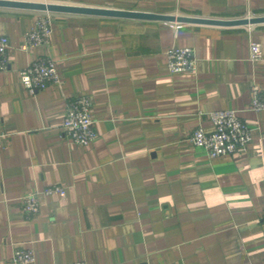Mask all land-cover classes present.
<instances>
[{"label": "crops", "instance_id": "crops-1", "mask_svg": "<svg viewBox=\"0 0 264 264\" xmlns=\"http://www.w3.org/2000/svg\"><path fill=\"white\" fill-rule=\"evenodd\" d=\"M233 19L264 15V0H36ZM38 10L0 6L10 39L0 71V264L16 247L28 264H264V22H172L52 12L49 42L25 48ZM262 45L259 59L251 44ZM193 47V71L172 73L166 51ZM52 57L60 81L34 93L20 70ZM93 100L97 129L72 143L68 101ZM235 109L252 129L248 147L210 157L189 134L214 129L211 112ZM40 195L28 217L22 197Z\"/></svg>", "mask_w": 264, "mask_h": 264}, {"label": "built area", "instance_id": "built-area-1", "mask_svg": "<svg viewBox=\"0 0 264 264\" xmlns=\"http://www.w3.org/2000/svg\"><path fill=\"white\" fill-rule=\"evenodd\" d=\"M53 27L52 12L39 11L32 29L25 33V48L43 45L49 42ZM10 39L0 35V71L9 68L8 50ZM167 64L172 73L193 71L196 67V55L193 47L172 46L167 49ZM262 55V45L258 41L251 44V58L257 60ZM20 79L27 89L34 93L60 81L59 66L49 56H39L28 66L20 70ZM251 109L264 110V91L259 85L253 86ZM93 100L89 95H77L68 101L63 129L67 138L74 144L89 145L97 137L95 119L92 114ZM214 129L206 131L197 126L188 136L195 146L204 148L210 157L233 154L245 150L252 140V129L235 109H217L211 112ZM65 195L63 185L47 186L43 191H30L22 197V209L31 217L40 211V195ZM17 264L33 263L36 259L32 248L16 247L12 257ZM73 264H87L80 260Z\"/></svg>", "mask_w": 264, "mask_h": 264}, {"label": "water", "instance_id": "water-1", "mask_svg": "<svg viewBox=\"0 0 264 264\" xmlns=\"http://www.w3.org/2000/svg\"><path fill=\"white\" fill-rule=\"evenodd\" d=\"M0 6L33 9L49 12H68L93 15H106L117 17H129L138 19L165 20L172 22H192V23H210L220 25H243L264 22V15L246 16L233 19L207 18L193 15H176L170 13H160L154 11H144L135 9H122L112 7H100L93 5H79L70 3H58L36 0H0Z\"/></svg>", "mask_w": 264, "mask_h": 264}]
</instances>
